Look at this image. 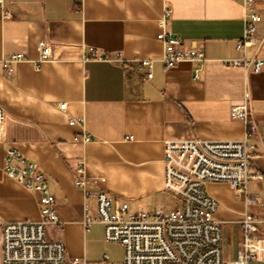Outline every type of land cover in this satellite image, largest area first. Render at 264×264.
<instances>
[{
	"label": "crops",
	"instance_id": "1",
	"mask_svg": "<svg viewBox=\"0 0 264 264\" xmlns=\"http://www.w3.org/2000/svg\"><path fill=\"white\" fill-rule=\"evenodd\" d=\"M167 8V30L183 39L184 50L194 45L205 56L200 79L194 78L198 63L168 69L162 61L158 21ZM256 8L262 42L239 50L248 22L239 0H1L0 226L39 220L37 195L5 173L6 154L16 148L44 173L56 198L60 224L48 228V237L87 264H123L124 249L105 241L103 225L86 230L84 206L93 216L96 203L76 187L75 169L84 164L86 177L100 179L113 199L127 204L166 192V144L244 140L246 123L230 112L246 94L259 130L252 153L264 174V69L252 73L224 65L264 59V0H256ZM41 41L50 44L51 57L39 64ZM90 49L112 58L119 54V61L89 59ZM16 54L26 59L8 75L3 62ZM142 61L153 64L151 80ZM84 135L92 140L84 141ZM207 189L219 203L224 260L230 262L239 255L244 214L264 219V180L247 185V193L260 200L256 205H246L245 194L236 197L225 183ZM256 228L264 244V223ZM2 258L0 233V264Z\"/></svg>",
	"mask_w": 264,
	"mask_h": 264
},
{
	"label": "built area",
	"instance_id": "2",
	"mask_svg": "<svg viewBox=\"0 0 264 264\" xmlns=\"http://www.w3.org/2000/svg\"><path fill=\"white\" fill-rule=\"evenodd\" d=\"M244 9L247 25L243 38L237 48L245 50L262 42L257 25L262 17L256 8V0H239ZM1 3V0H0ZM171 10L165 9L158 24L161 29L157 40L164 47L162 61L168 69L177 68L183 62H195L199 67L194 78L200 79L204 63L203 53L196 46L184 50V41L167 30ZM37 63L51 57V46L45 41L38 45ZM89 59L119 61L90 49ZM22 54L8 57L3 67L8 75L13 65L25 60ZM147 68L146 80L153 78V64L142 61ZM228 67H241L248 72L259 73L264 69V59L226 60ZM39 68V65H36ZM251 97L246 94L243 103L234 105L230 115L247 125V136L242 141L208 142L192 140L169 142L165 147L164 170L165 190L179 200L171 211L158 210L148 213L143 210L131 212L123 199H113L102 187V181L85 176L84 164L75 169V185L86 200L96 203L95 214L87 215L89 206L85 205V228L93 224L104 227V239L117 243L124 249L123 264H255L260 258L261 244L255 233L256 224L264 219L245 213L240 223L243 239L239 245V255L235 260H224V226L218 218V201L208 192L211 183H225L239 197L245 194L246 205L259 204L257 196L247 193L250 181L264 180V174L257 167L258 157L252 153L255 146L251 141L259 134L258 126L250 108ZM65 104L60 105L64 110ZM3 109L0 107V125ZM75 124V121H70ZM84 141H91L84 135ZM126 140H132L126 136ZM6 175L16 181L28 192L37 195L39 220L7 222L0 226L3 239L2 264H87L83 258L70 257L63 242L50 239L48 228L60 224L56 210V198L51 192L47 177L38 166L28 161L22 153L13 148L7 152L5 161ZM262 246V248H263ZM104 260L108 259L105 255Z\"/></svg>",
	"mask_w": 264,
	"mask_h": 264
},
{
	"label": "rangeland",
	"instance_id": "3",
	"mask_svg": "<svg viewBox=\"0 0 264 264\" xmlns=\"http://www.w3.org/2000/svg\"><path fill=\"white\" fill-rule=\"evenodd\" d=\"M178 204L179 200L177 197L167 191L154 193L128 202L129 210L131 212L143 210L148 213H154L159 209H162L163 211H171Z\"/></svg>",
	"mask_w": 264,
	"mask_h": 264
}]
</instances>
